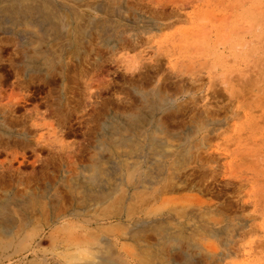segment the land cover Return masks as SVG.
<instances>
[{
	"label": "rangeland",
	"instance_id": "rangeland-1",
	"mask_svg": "<svg viewBox=\"0 0 264 264\" xmlns=\"http://www.w3.org/2000/svg\"><path fill=\"white\" fill-rule=\"evenodd\" d=\"M93 2L96 6L89 14L96 22L64 11L67 27L46 43L40 37L38 42L40 35L30 34L31 30L24 32L22 25L1 23L0 110L1 119L11 124L1 120L0 202L36 197L38 203L45 202L47 214L57 196L63 207L77 204L74 200L81 193L78 196L71 187L76 181L71 180L72 173L77 177V187L73 186L82 189L97 171L93 165L105 167L104 171L113 166V160H99L96 154L101 141L108 140L99 135L101 118L114 107L123 109L126 102H135V86L148 87L158 74L155 77L168 78L161 79L165 85L169 83L167 90L181 103L171 120L178 130L200 119H209L210 124L194 139L198 159L194 169L185 176L182 169L172 190L162 191L152 205L162 210L193 209L194 222L203 225L195 236H204L200 240L194 237L198 241L191 250L194 264H264V0L83 3ZM21 35L30 36L34 45ZM51 53L62 58L58 67L63 63L65 68L47 74V67L41 64ZM34 59L33 67L39 69L31 67ZM63 158L70 161L69 167ZM155 163L158 161L152 160L150 167ZM81 165L91 167L87 176H77ZM119 166L124 167L120 173L104 174L110 183L122 172L128 179L126 165ZM14 206L18 207L12 203ZM16 212L15 230L21 225V212ZM28 215L35 221L46 219L41 210ZM39 233V254L52 256L49 230ZM146 234L149 242L156 243L153 232ZM3 239L7 238L1 235ZM186 256H178V264H189ZM156 258L150 257L153 262L149 264H169L168 258Z\"/></svg>",
	"mask_w": 264,
	"mask_h": 264
},
{
	"label": "bare ground",
	"instance_id": "bare-ground-1",
	"mask_svg": "<svg viewBox=\"0 0 264 264\" xmlns=\"http://www.w3.org/2000/svg\"><path fill=\"white\" fill-rule=\"evenodd\" d=\"M73 1L77 3L71 4L63 0H0V32L2 27L1 23L10 24L12 27L22 25L24 27V32H29L31 30L32 32H30V34L34 36L40 35L37 37L38 42L39 37L45 42L52 37H57L58 34L67 27L64 22L66 13H69L70 16H87L92 19V21L94 20L89 12L96 6L94 2L89 4L83 3L86 0ZM98 2L100 3V1ZM78 3L79 5H77ZM101 5H104V2L100 4V7ZM112 10L110 11L112 12ZM64 11L66 13H64ZM96 11L98 10L96 9ZM69 14L66 16L67 19ZM94 22L96 21L94 20ZM89 23L93 22L89 21ZM8 29L15 30V28L12 29L11 27H8ZM18 32V34H20V32L23 34V31ZM124 32L125 31H123V33ZM13 34L15 35V33ZM21 36L29 38L31 35ZM65 36L67 37V35ZM21 39L23 38H20V40ZM63 39H65V37H63ZM110 39L111 38H109V40ZM32 43L34 45V42ZM42 44L43 43H41V45ZM58 44H60V42ZM43 46L45 45L43 44ZM59 47L61 48L62 45ZM60 48L58 49L60 50ZM41 50L38 52H41ZM52 53L51 55H53ZM48 55L51 56L50 54ZM49 56L46 59L43 58L44 61H42L41 64L47 67V74L54 70L62 71V68H65L63 63H61L63 66L61 65V67H58L60 63L59 60L62 58L60 59V57H57L55 54L52 57ZM31 61L33 70L39 69L33 67L36 59ZM156 75H154L153 80L148 77L151 81L150 83L147 81L149 84H147V88L144 87V84L142 87L135 86V92L138 94V99L136 98L137 100L135 102L130 105H126V102L123 109H114V107L110 110L109 114L101 118L100 129H98L100 132L99 135L102 138L105 137L109 141H101L99 146L97 144L100 150H96L100 153L98 154V152H96V154L99 155V160L103 161L106 157H108L109 160H113V166H111L110 170L104 171L103 168L105 167L102 166L103 168H100L99 165H93L94 170L97 171L94 172L92 169L95 175H90L91 177H89L90 179L84 188L81 189L79 187L80 191H78L79 188H75L77 187V185H74L77 184V177H74L72 173L71 180H75L76 178V181L72 183L75 187L73 185L71 186V184L70 186L76 189L75 191L72 188L74 192L78 193V196L81 193V197L79 196L78 198L75 197L73 194L74 192L72 193L73 196L77 198H74V201L78 200L77 204H72L74 203L72 200V203H70L72 204L71 206L69 204V206L63 207L62 201H60L61 198L57 196L58 201L55 200L54 204L49 205L51 210H48L49 212L47 214L46 209H48V207H45V202L39 201L38 203L35 196V199L32 196V199H30L28 195L29 198L24 199L23 197V199L20 198V200H11L7 198L4 202H0V264H149L152 260L155 261L157 256L163 257V260L168 258V260H170L169 264H178L177 257H184L186 255H188L186 257H190L189 264H194V260L192 259H194L195 252L193 254L191 250L195 243L197 244L198 242L194 239V237L199 238V236H195L196 232L199 231V227L203 230V225L201 226L198 225L197 222H194L197 217L193 214V209L191 211H183L182 209L183 212L181 209H176L178 212L180 210V213H178L173 209L162 210L160 207L152 205V203L158 198V195L162 191L166 189L169 190V188L172 190L174 187L173 181L178 178L182 169L186 170L183 173L184 175L181 174L183 176H185L186 172L189 174V172L192 171L193 163H196L198 160L195 156L196 151L194 148L196 145L194 139L198 134L200 135L201 132L206 130V126L210 124V120H196L189 126H186V128L178 130L172 122L174 121L173 118L181 103L178 104V98L174 94L171 95L167 90L170 85L167 87L169 83L165 85L166 81L164 80L168 78L162 76L164 78L163 80L161 79L162 77H155ZM63 79V81H65L64 77ZM149 87L150 89H148ZM187 91L188 90L185 92ZM173 92H175L174 89ZM178 93L179 92L175 94ZM118 107L120 106L118 105ZM8 108L4 107L6 110ZM12 113H14V111ZM6 116L8 115L6 114ZM1 120L0 110V147L1 133L4 132V127H2L3 132H1ZM6 120L8 119H5V121ZM8 122L5 123L7 124ZM25 134L22 133V135ZM28 138L30 139V137ZM105 151L108 155H106V153L104 154ZM52 158L55 159L54 156ZM92 158L93 157H91V159ZM53 159L51 161H53ZM66 159L67 158L64 160L63 158L64 162ZM152 160H157L158 163L150 167L149 164ZM68 162L70 163L67 159V163ZM67 163L66 166L69 167V163ZM105 164L106 163H102V165ZM119 164L126 165L125 167L129 177L127 179L125 175H123L125 172H122L121 177L118 175L120 178L117 177L114 183H110V180H106L105 177L117 171L121 172L124 167L120 168ZM89 167L90 166L87 165H81V172L78 175L76 173V175L84 177ZM67 171H69V169ZM104 174L106 175L104 176ZM80 181H82V179ZM189 187L190 186H188V188ZM73 190L70 189L71 192ZM38 200H40L39 197ZM12 203L16 204L18 207L14 206L15 208H13ZM185 204H188V202ZM182 206L183 205H181V207ZM189 207L193 206L190 204ZM40 210L41 214H44V217H46L44 221H42V219L41 221H35L33 220V216L29 217L28 214H30V212H37ZM16 211L21 212V217L19 216L21 218V223H19L21 225L17 226L15 230L18 219L16 217L18 214L15 216ZM201 215L203 216L204 214L202 213ZM41 229H48L50 232L49 237L53 240V250L52 253L50 252L52 256H48L47 253L45 255H40L38 252V241H41L40 237L42 236V233H39ZM206 230H204L205 233ZM147 232H153L157 239L156 243H153L155 240L149 242L150 239H147ZM1 235L7 239H3L5 241L1 240ZM203 237H200L199 240ZM182 240H184V244H181ZM150 257L153 258L151 261ZM166 264H168V262Z\"/></svg>",
	"mask_w": 264,
	"mask_h": 264
}]
</instances>
